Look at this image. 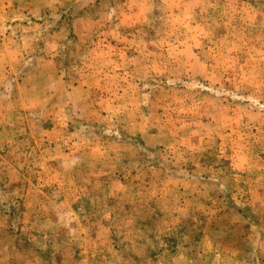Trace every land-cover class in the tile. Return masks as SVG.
Masks as SVG:
<instances>
[{
	"label": "rangeland",
	"instance_id": "obj_1",
	"mask_svg": "<svg viewBox=\"0 0 264 264\" xmlns=\"http://www.w3.org/2000/svg\"><path fill=\"white\" fill-rule=\"evenodd\" d=\"M0 264H264V0H0Z\"/></svg>",
	"mask_w": 264,
	"mask_h": 264
}]
</instances>
